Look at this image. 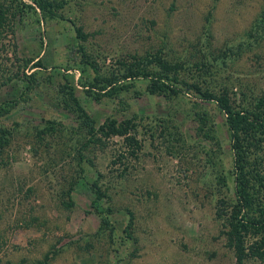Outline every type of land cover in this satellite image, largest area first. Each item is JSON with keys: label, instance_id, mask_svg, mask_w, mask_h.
I'll return each mask as SVG.
<instances>
[{"label": "rangeland", "instance_id": "rangeland-1", "mask_svg": "<svg viewBox=\"0 0 264 264\" xmlns=\"http://www.w3.org/2000/svg\"><path fill=\"white\" fill-rule=\"evenodd\" d=\"M21 2L33 5L0 0V264H234L214 213L232 196L222 110L185 85L150 93L121 75L137 59L176 61L180 78L246 105L264 95V38L245 42L264 1L63 0L55 18ZM87 61L128 85L105 94ZM65 83L96 126L133 123L135 155L120 135L88 138Z\"/></svg>", "mask_w": 264, "mask_h": 264}, {"label": "trees", "instance_id": "trees-1", "mask_svg": "<svg viewBox=\"0 0 264 264\" xmlns=\"http://www.w3.org/2000/svg\"><path fill=\"white\" fill-rule=\"evenodd\" d=\"M31 2L33 5L21 2L18 5L19 9H22L23 6L30 8L34 6L39 9L43 18H55L56 9L63 4V0H31ZM4 9L5 7L0 3V26L6 19ZM74 32L77 37H85L79 27L74 28ZM245 35L251 39L245 41L247 44H252L258 38H264V3L259 14L245 31ZM244 46L251 47L252 45ZM81 54H83L82 51ZM144 60L137 59L129 62L121 76L131 79L146 78L145 88L150 93H166L167 91L176 93L177 84L185 85L198 92L202 98L213 100L222 110L231 150L232 196L229 198L217 197L214 203V213L222 220L221 230L225 236L226 244L233 249L234 264H243L247 256L264 264V161L260 162L261 155H259L260 150L264 147V95L254 97L246 105L236 106L225 88L215 93L202 89L195 81H186L180 78L178 75L180 63L157 59L158 68L153 69L147 66V63L152 59L146 57ZM87 63L93 72L92 83L98 86L99 90H103L102 92L105 94H111L128 85L126 83L115 84V79L100 75L91 61H87ZM33 66L41 67L42 63L36 59ZM65 86L71 109L75 112L80 125L84 127L88 138L96 137L97 132L104 135H120L124 144L130 148L129 153L135 155L140 143L135 134L129 131L134 126L130 120L117 121L109 118L96 126L92 117L79 103L74 87L67 83ZM206 121L207 116L202 112L198 116L197 128L201 130L203 136L210 138L212 136L211 127L206 125ZM8 133L6 129L0 127L1 143L6 140ZM90 188L94 193L91 203H94L101 198L103 192L96 183H91ZM102 220L103 224H107L106 216Z\"/></svg>", "mask_w": 264, "mask_h": 264}]
</instances>
